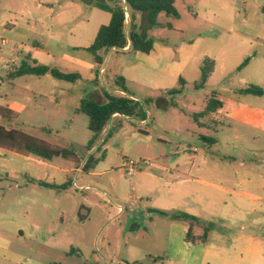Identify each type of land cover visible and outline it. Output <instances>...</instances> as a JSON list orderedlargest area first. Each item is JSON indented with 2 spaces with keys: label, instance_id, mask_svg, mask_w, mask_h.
<instances>
[{
  "label": "rangeland",
  "instance_id": "1",
  "mask_svg": "<svg viewBox=\"0 0 264 264\" xmlns=\"http://www.w3.org/2000/svg\"><path fill=\"white\" fill-rule=\"evenodd\" d=\"M91 1L0 0V36L8 41L3 45L5 53H0V109L12 110L0 112V127L69 149L80 161L96 150L90 153L87 148L92 137L87 126L88 117L77 112L81 100L87 99L83 88L94 82L70 83L49 74L12 79L6 66L20 62V51L11 53V48L21 44L24 50L30 48L31 54L38 50L35 55L48 63L44 65L62 72H66L68 64L77 63L78 57L87 64L93 62L99 72L91 55L70 53L73 44L90 41L99 25L105 24L104 16L108 14L92 7ZM174 1L179 18L162 13L158 21L175 29L154 30L169 42V48L157 38L158 47H154L149 62L157 63L154 56L162 55V50L168 54L171 49L174 54L171 61L178 63V49H190L191 44L201 40L197 57L223 59L227 75L222 77L217 71L210 79L211 83L198 88V79H188L195 72V63H192L185 70L187 77L170 75L166 90L135 83L127 85L139 100L154 99L146 106L148 121L143 123L138 117L110 121L98 143L106 151V158L94 169L82 173L60 172L61 168L75 167V163L71 164L63 157L52 158V166L48 167L37 162L33 155V159L20 155L18 152L21 151L13 145L0 148V186H11L6 201L0 202V254L4 239L11 234L10 220L27 216L46 229L39 241L26 238L16 246L12 245L16 251L22 248L24 254L31 255L29 264H264V186L256 192L262 198L255 205L248 206L242 213L232 207L230 221L204 219L207 222L202 226L209 229L205 246L221 252H210V257H204L199 248L194 256L185 254L183 257L178 250L183 245L182 239L170 234L171 217L148 216V210L134 201L132 181L135 175L126 174L123 168L126 158L164 165L179 159L182 166L188 168L191 166L185 160L188 156L204 154L213 165L225 167L234 178L244 167H251L260 175L264 173V96L259 108L263 112L259 123L263 130L255 125L234 123L226 115V110L236 101L230 87L255 84L264 89V0ZM176 28L184 32L180 34ZM34 42L41 46L30 47ZM247 57L252 62L237 71L236 66ZM54 59L57 64L52 62ZM106 70L104 80L112 85L109 66ZM95 76L96 72L92 79ZM180 77L185 80L183 94L169 95V90L181 89ZM97 84L106 89L100 78ZM215 93L225 107L200 119L206 123L217 121L214 124L217 132L213 133L200 128L194 116L205 109L207 100ZM54 97L58 98L59 104L51 102ZM158 98L161 99L159 103L155 101ZM229 126L237 131L230 130ZM201 135L215 136L220 139L219 144L209 146ZM234 135H238V139ZM139 165L141 168L144 164ZM8 169H17L18 177H7ZM65 175L70 180L68 183L76 180L81 188L71 185L58 191L29 184L32 179L55 184ZM15 184L27 187L19 191ZM61 198L68 206L67 215L74 217L67 218L63 226L58 225L57 220ZM18 199L23 201L18 202ZM233 202L229 200V206ZM119 206L123 208L122 212H119ZM83 210L88 214L79 222L77 216ZM53 221H57L55 225ZM49 227L55 231L49 233ZM64 229L66 237L60 234Z\"/></svg>",
  "mask_w": 264,
  "mask_h": 264
},
{
  "label": "crops",
  "instance_id": "2",
  "mask_svg": "<svg viewBox=\"0 0 264 264\" xmlns=\"http://www.w3.org/2000/svg\"><path fill=\"white\" fill-rule=\"evenodd\" d=\"M106 13L108 14V16H104L105 24L109 23L111 19V14L108 12ZM126 15H127L126 25H125L126 31L130 30V26L132 23L135 24L140 31L144 29L147 35L154 37L155 39L154 47H158V45L156 44L157 38L162 43L165 42L157 32H154L155 29H160L161 31H163L164 29H169V30L175 29L173 26L169 28L166 26L167 23H163L159 21L158 22L159 24H161V27H154L152 29H149V23L147 20L146 13L137 14L136 12L128 11ZM161 15L162 13L158 16V19L162 17ZM17 24L21 26V23L19 21L17 22ZM103 24L104 23H101L99 27ZM99 27L94 32L90 41H86L85 44L83 43L73 44L71 46L70 53L74 56L79 53H85L86 55L89 54L91 55V58L94 61L93 55L89 51H87V48L94 41V38L96 36ZM2 31L5 32L6 31L5 28H3ZM10 31L11 30H7V32ZM177 31L180 34L184 32L181 29H177ZM0 38L3 37L0 36ZM5 40L7 41V39ZM199 41L201 40H197V42L194 43L195 45L191 44V46H189L190 49H188L187 47H180L178 49V63L171 61L174 54L170 49V52H168V54H166L165 51L162 50V55L154 56L157 60V63L151 64L150 62L152 57L151 55H153L152 54L153 50L147 54L142 52H134L131 50L130 42H129L128 45L123 49L113 48L110 50L101 51L100 55L103 58V64L101 65L102 67L100 68V66L97 65L94 61V66L98 67V69L100 70L99 72L97 69H95V67H93L92 65L93 62L91 64L90 63L87 64L86 61L78 57L79 59H77V63L68 64L69 67H66L65 69L66 72L64 73H74L79 76V79L70 83H75L79 80H85L88 83L94 82V84H90V87L83 88V91L85 92V96L87 99H93L96 101H105L106 100L105 94L108 93L110 95H120V96L131 94L132 98L139 100V97L135 93H133L131 89L127 87V85L131 83H135L137 85L147 86L151 89L166 90L168 89L166 82L170 77V75L172 74L175 78L181 75L187 77L185 70H188L189 66L192 63H195V67L193 69L195 72L193 73V75L188 76V79L194 81H196L197 79L199 80L201 76V65L203 60L205 59V58L201 59L200 57H197V51H198L197 49L200 45ZM7 43L8 41L6 42V44ZM165 43L167 44L166 46L168 47L169 42L167 41ZM40 46L41 45L38 42H34L30 44V47H40ZM18 48L20 50H17ZM168 48L164 47L165 50ZM17 51L18 52L20 51L18 54V59L20 60V62L19 63L14 62L13 66L10 67L9 65H7L6 67L9 73L12 72V70L15 67L19 66V64L23 62L26 58H30L31 60L34 59L41 65L48 64L45 63L43 60L38 59V57L35 55L38 52V50L36 49H35V53L31 54L32 51L30 48L24 50L22 48V45L18 44L17 46L11 48V53ZM0 53L2 54L5 53V50L3 49V45L0 46ZM168 57L170 58V60ZM245 59H248L249 61L244 68H246L252 62L248 57ZM218 60H220V62ZM52 62L57 64L55 59ZM239 65L236 66V70L237 71L243 70L244 68H242L241 70L237 69ZM108 66L112 73L111 76H109V80L111 81L112 85L107 84V82H105L104 80V75L107 72L106 68ZM47 67L49 66L47 65ZM101 70H104L103 74L101 73ZM217 71L220 72V75L222 77H225L227 75L228 70L224 65L223 59H217L215 61V69L211 74V76L209 77L206 85L211 83L210 79ZM94 72H96V76L94 79H92V75ZM119 77L124 78V83L128 93L121 90L117 86L116 81ZM99 78L101 79L103 86H106V89L100 87L97 84ZM12 79H16V78H12ZM256 84H258V82ZM248 85L250 84H247L245 87H247ZM245 87L242 88L230 87L234 95H236L235 98L236 101L230 105V108L228 110H226L227 118H229L234 123L241 125H248V126L255 125V126H259L258 128L260 130H263L262 125L259 124L262 122L263 112L259 108H260V99L264 95L254 96V95L239 93V90ZM27 99H31V98L28 97ZM51 102L55 104H59L58 98L56 97L51 99ZM222 103L223 106L221 109L225 107L224 102ZM7 110L9 112L12 111L11 108H7ZM217 112L218 110L214 113ZM120 117L126 119L129 118L117 114L112 117L111 122L114 119ZM146 121H148V119L143 120V123H145ZM200 122L206 123L202 121ZM216 123L217 121H215V123H207V126L209 128H205V129L212 131L213 133H216L217 129L214 127V124ZM212 128H215L216 131L214 132ZM229 129L233 130L234 132L237 131L235 128H232L231 126H229ZM234 138L238 139V135H234ZM219 141L220 139H217V143L214 145L219 144ZM0 148L5 149L4 145H0ZM95 148L96 146L89 152L92 153ZM18 153L20 155L21 154L26 155L27 158L33 159L31 158V154L29 155L23 152H18ZM35 159H37V162L41 163L42 165L48 167L52 166L51 164L52 159L47 160L39 157H36ZM87 159L88 157L83 159L82 161H80L79 158H77L76 161L72 159H66L71 164L75 163V167L73 166L65 167V168H61L59 171L65 174H68L69 172L82 173L86 171L84 169V165ZM185 160L188 163H191L190 167L187 168L185 167V165L182 166L181 161L179 159H175L173 161H170L169 165L156 164L153 162L151 166H142L136 172H134L133 175H131V177L135 175L132 181V186L134 190V195H133L134 201L141 203L143 205V208L148 210L147 211L148 216H151L152 214H156L160 216L171 217L172 220L170 222V234L173 237L177 236V238L182 239L183 245L181 247H178V250H180L183 253V257L185 254L194 256L193 254L196 252V248H199L203 252L204 257L205 256L210 257L211 256L210 252H213L215 254H219L221 252L220 251L215 252L210 250V248L207 245L205 246V243L203 242L198 241L192 243L190 241H187L186 240L187 233L191 231L194 236H200L204 228L202 226V223L207 222L204 221V219L209 221H213V220L230 221L231 220L230 212L233 206L235 207L236 212L242 213L243 211L248 209V206L255 205L257 201H259L262 198L256 192H258L259 188L261 187L263 188L264 186V173L263 175H260L257 170L251 167H244L241 173L237 174L236 178H234L225 167L220 168L217 167V165H213V163H211V161L207 158V155L203 154L200 155L199 157L197 154H195L192 156H188ZM7 173H8L7 177L16 178L18 177L19 171L17 169H8ZM37 181H41V180L32 179L29 180V184L44 187L38 184ZM69 181L70 180L68 179L67 175H65V177L62 178L59 182L55 183V185L61 186L65 183H68ZM74 183L78 184L76 180L71 182L72 185ZM49 184H54V183H49ZM14 186L19 191L23 189L22 187L24 188L27 187L26 185L22 186L20 184H15ZM44 188H50L58 191L66 190V189H57L51 187H44ZM10 189L11 186L9 185L5 187L0 186V202L6 201L5 200L6 194ZM229 200L234 201L233 202L234 204H232V206H229ZM21 201H23V199H18V202ZM31 201L35 202V200H31ZM58 205L60 206L58 209L59 213L57 215L58 225L63 226L67 218L71 220L74 217L67 215L69 209L65 203L64 198L60 199ZM251 210L253 211L254 207H252ZM122 211L123 208L119 206V212ZM160 212H164L165 214H162ZM181 213H186L190 216H193L197 218V220L191 221V220L178 219L175 217L177 214H181ZM87 214L88 212L86 210H83L82 213L77 216V220L79 222H82V220L87 216ZM56 222L57 221L54 222V225L56 224ZM9 225L12 227L11 230L9 231L11 234L6 237L7 239H4L5 240V242L3 243L4 248H2V254H0V264L31 263V257H30L31 255L29 253L24 254V250L22 248H20L21 249L20 251H16L12 245L16 246V244H19L26 238H29L33 241H37V240L39 241V236H41L43 232H46V229L42 226L40 222L34 219L27 218V216H25V218L10 220ZM47 231L49 233H52L55 231V228L53 229L52 227H49ZM60 234L62 237H66L67 232L64 229L63 231H60ZM201 243L202 246H199L201 245Z\"/></svg>",
  "mask_w": 264,
  "mask_h": 264
},
{
  "label": "trees",
  "instance_id": "3",
  "mask_svg": "<svg viewBox=\"0 0 264 264\" xmlns=\"http://www.w3.org/2000/svg\"><path fill=\"white\" fill-rule=\"evenodd\" d=\"M91 6L98 8L102 11L111 14L110 22L103 24L99 27L94 41L87 48L93 57L97 65L103 64V58L100 55L101 51L110 50L113 48L123 49L130 42V48L134 52L150 53L154 47V38L147 35L146 31H140L135 24H131L130 30L126 31V13L141 12L146 13L149 28L161 27L158 22V16L161 13L166 14L169 17L179 18V12L175 7L174 0H92ZM127 7V8H126ZM171 28L170 24L166 25ZM163 27V26H162ZM248 59H245L239 66L238 70H241L248 64ZM215 69V61L211 58H205L201 65V76L196 87L203 88L211 74ZM11 78L22 77L26 75H51L55 79L64 80L68 82H74L79 79V76L74 73H64L55 68H49L47 66L39 64L36 60L26 58L19 66L15 67L12 72L9 73ZM181 89L169 90V95H180L184 91V80L180 78ZM117 86L128 93L124 78L119 77L116 81ZM239 93L249 94L254 96H263L264 89L256 85H248L247 87L240 89ZM128 95H110L105 94V101H96L93 99H82L77 112L83 113L88 117V129L92 133L91 139L88 141L87 148L92 150L96 146V150L89 155L84 169H94L96 165L105 158L106 151L102 150V145H98L99 140L107 128L109 122L115 114L123 115L126 117L134 118L138 117L141 121L147 118L146 106L153 102L154 99L147 98L145 100H137ZM157 103L161 99L155 100ZM223 106L216 94H213L211 98L207 100L205 109L194 116V120L201 128H209L207 123H201L200 119H203L210 114L221 109ZM9 112L7 109H0V112ZM214 132L215 128H212ZM111 134L109 132L108 136ZM200 138L209 146L217 143V138L211 135H201ZM105 141V140H104ZM103 141V142H104ZM102 142V143H103ZM0 145H13L17 147L21 152L31 154L33 156L42 159H52L54 157H63L65 159L77 160V156L69 149L52 146L45 141L32 137L18 130H6L0 127ZM98 145V146H97ZM34 181V180H33ZM38 184L44 187H51L57 189H67L72 184L65 183L61 186L55 184H49L42 181H37ZM165 214L164 212H160ZM178 219L196 221L197 218L190 216L186 213L177 214L175 216ZM209 229L204 228V233L200 236H194L191 231L186 235V240L192 243L205 242Z\"/></svg>",
  "mask_w": 264,
  "mask_h": 264
},
{
  "label": "built area",
  "instance_id": "4",
  "mask_svg": "<svg viewBox=\"0 0 264 264\" xmlns=\"http://www.w3.org/2000/svg\"><path fill=\"white\" fill-rule=\"evenodd\" d=\"M127 16V15H126ZM6 40L5 39H3V38H0V46L1 45H5L6 44ZM13 64H14V62H12L10 65H9V67L10 66H13ZM104 72V70H101V73H103ZM115 115H117V114H115ZM114 115V116H115ZM140 163H143L144 165L143 166H151L152 164H153V162H151V161H148V160H134V159H132V158H126L125 160H124V163H123V168L126 170V174L127 175H129V176H131V175H133V173L135 172V171H137L140 167ZM74 186H75V188H81V187H79L78 186V184H76V183H74L73 184ZM85 189H88V187H85ZM121 210V209H120Z\"/></svg>",
  "mask_w": 264,
  "mask_h": 264
}]
</instances>
